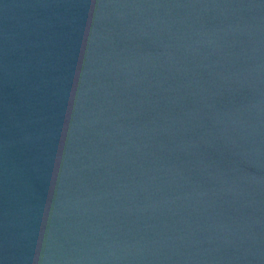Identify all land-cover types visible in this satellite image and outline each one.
<instances>
[{
  "label": "water",
  "instance_id": "1",
  "mask_svg": "<svg viewBox=\"0 0 264 264\" xmlns=\"http://www.w3.org/2000/svg\"><path fill=\"white\" fill-rule=\"evenodd\" d=\"M0 264H264V0H0Z\"/></svg>",
  "mask_w": 264,
  "mask_h": 264
}]
</instances>
